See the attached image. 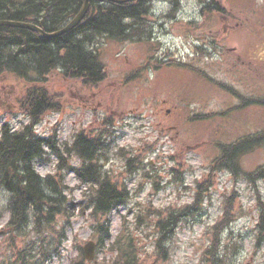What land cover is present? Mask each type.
Listing matches in <instances>:
<instances>
[{
	"label": "rangeland",
	"instance_id": "rangeland-1",
	"mask_svg": "<svg viewBox=\"0 0 264 264\" xmlns=\"http://www.w3.org/2000/svg\"><path fill=\"white\" fill-rule=\"evenodd\" d=\"M207 1L222 9L205 8ZM149 6L150 14L135 26L138 32L143 30L139 41L101 36L94 42L106 72L99 87L71 81L58 71L46 76L42 83L60 93L61 105L57 111L43 113L35 132L54 135L62 148L79 130L89 125L96 128L102 118H111L105 169L113 180L124 182L130 194L107 217L113 236L122 226L129 229L143 264H260L262 255H252L251 250L258 217L264 213V178L250 177L264 164V147L241 155L234 173L213 168L212 163L221 144L264 130V105L249 101L264 100V30L256 40L251 39L249 28L228 32L225 43L236 47L235 51L225 49L218 54L213 46L200 43H209L212 37L222 43L227 29L236 27L230 17L242 18L245 25L251 9L258 26L264 27V0H150ZM232 8L247 9L241 15L231 14ZM151 58L159 62L146 63ZM25 85L14 73L0 74V92L6 94L0 102V125L8 122L20 127L27 122L17 108L8 107ZM207 114L212 116L200 119ZM133 154L142 162L128 169L125 157ZM64 159L49 155L34 165L41 176L63 178L70 203L57 216L70 214L68 239L48 264H68L76 254L73 238L83 245L95 235L90 210L80 207L93 188L79 182L68 169L70 164L78 166L79 158L67 155ZM228 195H232L234 209L230 221L215 228ZM9 197L0 187V259L13 254L3 235ZM195 201L196 208L185 209L167 229L159 226V219L169 211ZM160 238L165 250L158 253ZM209 246L217 254L214 263L205 254ZM112 257L100 248L92 264H109Z\"/></svg>",
	"mask_w": 264,
	"mask_h": 264
},
{
	"label": "trees",
	"instance_id": "trees-1",
	"mask_svg": "<svg viewBox=\"0 0 264 264\" xmlns=\"http://www.w3.org/2000/svg\"><path fill=\"white\" fill-rule=\"evenodd\" d=\"M83 2L84 0H0V20L31 21L50 32L72 18ZM149 2L150 0L122 3L91 1L85 18L79 24L70 31L51 38L42 37L28 28L0 26V69L35 80V83L28 86L25 95L29 123L22 130L13 132H9L5 126L0 137V187L10 194L7 205L10 217L3 235L7 247L13 251L12 256L0 259V264H48L53 256L59 254L71 227L68 211L61 219L57 217L70 204L64 194L65 181L62 177L56 179L51 174L41 176L34 168L35 162L46 155L44 147L49 148L62 162L66 158L54 135L42 137L34 133V124L43 113L60 109L62 98L60 93L41 83H45L50 71L58 69L64 78L71 81L79 80L91 88L99 85L106 77V72L94 42L101 36L118 41L140 39L143 30L138 32L135 26L142 24L140 21L149 10ZM205 8L212 11L222 9L213 1H207ZM110 124L111 118L104 117L102 127L95 134L82 130L63 150L67 155L74 154L81 160L80 165H69L68 169L73 171L79 182L93 188L87 200L78 205L81 211L90 210L95 232L93 238L98 246L107 248L114 254L109 264H143L134 237L126 226H122L116 238L112 239L111 223L107 216L129 199L130 191L124 182L113 180L104 166L108 160L107 137L110 134ZM256 146L264 147V130L221 144L220 153L212 167L234 173L239 170L238 158ZM121 150L124 155V148ZM125 159V167L128 169L142 162L138 154L129 155ZM252 175L264 178V164L257 167ZM196 205L195 201L176 212L169 211L159 219V226L167 229L185 209L196 208ZM233 210L232 195H228L224 201L223 214L214 227L230 221ZM258 230L264 241V213H260ZM212 245H216L215 242ZM157 247L158 253L165 250L161 238L157 241ZM73 250L76 251V256L69 259V264H87L80 243L78 245L74 239ZM205 254L212 256L213 250L207 248ZM213 259L216 260L215 257Z\"/></svg>",
	"mask_w": 264,
	"mask_h": 264
},
{
	"label": "water",
	"instance_id": "water-1",
	"mask_svg": "<svg viewBox=\"0 0 264 264\" xmlns=\"http://www.w3.org/2000/svg\"><path fill=\"white\" fill-rule=\"evenodd\" d=\"M90 1L91 0H85L83 5L81 6L80 10L78 11V13L74 16V18L65 27H63L62 29H60L56 32H53V33L45 31L33 23L22 22V21L0 20V26L5 25V26L23 27V28H28V29H31L33 31H36L42 37H49V38L56 37V36H59V35L67 32V31H70L84 18L85 14L88 11ZM96 1H99V2L114 1V2L121 3V2H124L127 0H96ZM94 249H95V244L93 241H89L84 245V256L88 260L93 259Z\"/></svg>",
	"mask_w": 264,
	"mask_h": 264
},
{
	"label": "flooded vegetation",
	"instance_id": "flooded-vegetation-1",
	"mask_svg": "<svg viewBox=\"0 0 264 264\" xmlns=\"http://www.w3.org/2000/svg\"><path fill=\"white\" fill-rule=\"evenodd\" d=\"M216 39H217V38H214L213 40L215 41ZM222 48H224V49L227 48V47H226V43H218V42H217V47L215 48V50H216L217 52H222V51H221ZM228 48L231 49L230 51H235V47H233V48L228 47ZM0 73H2V72H0ZM3 96H6V94L0 92V102L3 101ZM19 97H20V96H18V97H16V98H18V100H19ZM18 100L14 101L11 105H8V107L11 109V106H13V107L17 108L18 111H20L21 108H19ZM22 109H25V108H22ZM166 111L169 112V109H166ZM252 252H253V251H252ZM255 254H260V255H262V256H261L262 259L260 260L259 263H260V264H264V247H260V248H258V250L255 252ZM251 258L253 259V257H251Z\"/></svg>",
	"mask_w": 264,
	"mask_h": 264
}]
</instances>
